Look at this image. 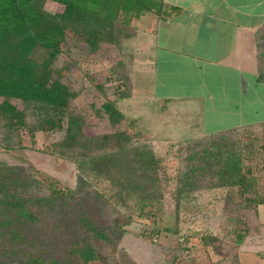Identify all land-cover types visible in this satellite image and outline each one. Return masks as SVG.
Here are the masks:
<instances>
[{"label":"rangeland","instance_id":"374dc122","mask_svg":"<svg viewBox=\"0 0 264 264\" xmlns=\"http://www.w3.org/2000/svg\"><path fill=\"white\" fill-rule=\"evenodd\" d=\"M44 8L60 11L49 2ZM158 9L129 20L113 14L95 50L68 37L53 67L62 69L77 91L71 102L81 117L75 143H64L66 110L13 100L24 112L25 128L9 127L0 116V168L21 167L35 182L32 194L38 197L70 194L83 179L81 189L60 204L69 216L82 212L104 235L78 229L93 249L87 264H122V252L137 264H242L246 249L264 242V227L256 218L258 203L264 202V123L181 140L167 139L173 134L165 128L155 131L164 138L148 130L154 129L150 117L157 103L137 102L142 95L132 88L144 77L134 74L131 80V69L143 44L130 41L142 37V16L164 18ZM242 38L264 82V25ZM32 55L42 61L47 50L38 46ZM105 100L123 115L116 126L100 112ZM115 131L125 134L116 139ZM134 150L150 151L157 159L156 180L139 177L144 165L131 156ZM228 166L237 174L225 173ZM149 186L155 200H142L140 191ZM73 228L62 229L69 240L75 239Z\"/></svg>","mask_w":264,"mask_h":264},{"label":"trees","instance_id":"16d2710c","mask_svg":"<svg viewBox=\"0 0 264 264\" xmlns=\"http://www.w3.org/2000/svg\"><path fill=\"white\" fill-rule=\"evenodd\" d=\"M45 2L59 6L60 11H48ZM155 6L163 9V16L169 14L164 11L163 0H0V116L6 125L25 128L24 112L13 100L42 104L54 112L66 110L68 126L64 143H75L81 117L73 113L71 102L77 91L65 72L53 67L54 60L65 51L68 37L95 50L104 40L101 36L106 25L111 24L113 14L119 12L129 20ZM38 46L47 50L42 61L32 55ZM100 112L112 126L123 119L109 100L101 103ZM124 134L115 131L111 136L118 139ZM133 152V158L143 160L144 171L139 177L147 175L156 180L158 161L154 155L150 151ZM225 173L237 174L232 166ZM34 183L21 167L0 168V264H87L94 259L92 247L80 239L78 229L86 227L95 235H104L82 212L69 216L65 205L60 204L81 189L83 179L79 180L78 190L70 194L58 191L55 197L33 195ZM140 192L142 200H155V191L150 186ZM67 224L74 227L70 235L75 239L69 240L70 236L62 230Z\"/></svg>","mask_w":264,"mask_h":264},{"label":"crops","instance_id":"0c3cea01","mask_svg":"<svg viewBox=\"0 0 264 264\" xmlns=\"http://www.w3.org/2000/svg\"><path fill=\"white\" fill-rule=\"evenodd\" d=\"M163 2L169 14L142 16V37L130 41L143 44L131 69V80L138 74L145 82L132 88L142 95L137 102L157 103L150 117L155 130H148L162 137L156 132L165 128L173 134L167 139L181 140L263 124L264 83L242 37L264 25V0ZM256 218L264 227V204ZM122 256V264H137ZM242 257V264H264V242L257 240Z\"/></svg>","mask_w":264,"mask_h":264}]
</instances>
